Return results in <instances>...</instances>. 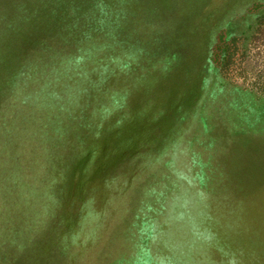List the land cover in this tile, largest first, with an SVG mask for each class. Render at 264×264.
<instances>
[{"label":"rangeland","instance_id":"374dc122","mask_svg":"<svg viewBox=\"0 0 264 264\" xmlns=\"http://www.w3.org/2000/svg\"><path fill=\"white\" fill-rule=\"evenodd\" d=\"M0 264H264V0H0Z\"/></svg>","mask_w":264,"mask_h":264}]
</instances>
